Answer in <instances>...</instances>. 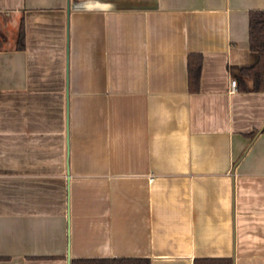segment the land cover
Masks as SVG:
<instances>
[{
	"label": "crops",
	"instance_id": "crops-1",
	"mask_svg": "<svg viewBox=\"0 0 264 264\" xmlns=\"http://www.w3.org/2000/svg\"><path fill=\"white\" fill-rule=\"evenodd\" d=\"M252 9L264 0H0V264H264Z\"/></svg>",
	"mask_w": 264,
	"mask_h": 264
},
{
	"label": "trees",
	"instance_id": "trees-1",
	"mask_svg": "<svg viewBox=\"0 0 264 264\" xmlns=\"http://www.w3.org/2000/svg\"><path fill=\"white\" fill-rule=\"evenodd\" d=\"M5 37L0 33V48ZM249 49L257 54L256 63L250 68L241 69V74L253 82V91H264V9H252L248 13ZM17 47H24V27L21 20L17 31ZM202 55L190 52L187 56V83L189 93L199 91ZM254 133V132H253ZM72 264H150L144 257L73 259ZM193 264H233L231 258H195Z\"/></svg>",
	"mask_w": 264,
	"mask_h": 264
},
{
	"label": "built area",
	"instance_id": "built-area-1",
	"mask_svg": "<svg viewBox=\"0 0 264 264\" xmlns=\"http://www.w3.org/2000/svg\"><path fill=\"white\" fill-rule=\"evenodd\" d=\"M230 85H231V89L234 90L235 87H236V80L232 79V80L230 81Z\"/></svg>",
	"mask_w": 264,
	"mask_h": 264
}]
</instances>
